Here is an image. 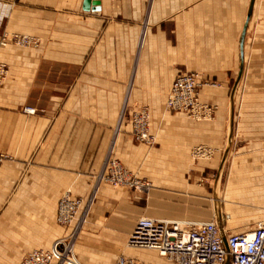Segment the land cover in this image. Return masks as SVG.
<instances>
[{"label":"crops","instance_id":"0c3cea01","mask_svg":"<svg viewBox=\"0 0 264 264\" xmlns=\"http://www.w3.org/2000/svg\"><path fill=\"white\" fill-rule=\"evenodd\" d=\"M100 1L87 11L85 0H0V61L9 67L0 87V264H22L67 234L57 209L68 190L85 203L96 192L74 247L81 264H174L130 247V233L140 217L217 222L242 67L220 182L225 236L264 221V0H254L244 42L252 0ZM13 34L36 44L17 46ZM183 73L208 83L200 97L215 108L211 118L166 110ZM141 108L153 146L132 134ZM199 146L213 155L192 161ZM111 151L151 183L149 193L99 182Z\"/></svg>","mask_w":264,"mask_h":264},{"label":"built area","instance_id":"2783aa9c","mask_svg":"<svg viewBox=\"0 0 264 264\" xmlns=\"http://www.w3.org/2000/svg\"><path fill=\"white\" fill-rule=\"evenodd\" d=\"M11 38L15 45L21 47L36 44L27 35L13 34ZM7 39L6 34L0 42L1 47L7 45ZM8 75V65L0 61V87L5 84ZM205 84L208 83L202 81L200 73L180 74L168 96L166 110L172 113L184 112L197 120L211 118L215 108L203 104L200 98V90ZM132 134L137 141L148 146L156 143L157 137L151 131V113L148 108H142L133 114ZM212 155L213 151L208 147L199 146L192 151V156L198 159H209ZM98 180L115 188L127 187L141 193H149L152 189L150 182L138 179L120 164L114 158L113 151ZM95 194L96 192L85 203L81 199H73L68 190L61 197L57 209V222L68 229L67 234L49 250L30 252L22 264H81L74 247L79 232L87 221ZM226 238L231 256L230 264H264V221L252 233L233 234ZM128 244L133 248L156 250L174 264H226L228 256L224 238L215 220L181 227L178 223L140 217L130 233ZM116 264L136 262L121 257Z\"/></svg>","mask_w":264,"mask_h":264},{"label":"water","instance_id":"95a60500","mask_svg":"<svg viewBox=\"0 0 264 264\" xmlns=\"http://www.w3.org/2000/svg\"><path fill=\"white\" fill-rule=\"evenodd\" d=\"M253 4H254V0L251 1V6H250V10H249V14H248V19L243 31V37L242 40L244 42L245 39V35H246V31L248 28V24L252 15V11H253ZM100 5H101V1L100 0H85V5H84V9L85 10H100ZM243 76V67L240 70V73L238 75L237 81H236V85L233 88L232 92H231V104H230V110H231V127H230V132H229V138H228V145H227V149L225 151V154L223 156V160H222V166L221 169L219 170V177L216 181V185H215V202H216V213H217V222H218V226L221 230L222 236L224 238L225 241V247L228 251V256H227V262L226 264H230L231 262V256L229 254V248H228V244H227V238L225 236L224 233V227H223V219H222V213H221V207H220V182H221V177L223 174V170H224V166L227 162V159L229 157V152H230V147H231V143H232V138H233V115H234V107H235V97L237 94V90H238V86L239 83L242 79Z\"/></svg>","mask_w":264,"mask_h":264},{"label":"rangeland","instance_id":"374dc122","mask_svg":"<svg viewBox=\"0 0 264 264\" xmlns=\"http://www.w3.org/2000/svg\"><path fill=\"white\" fill-rule=\"evenodd\" d=\"M201 98V97H200ZM142 109V108H141ZM27 110H31V109H27ZM140 110V109H139ZM138 111V110H137ZM28 112V111H27ZM34 112V111H33ZM136 112V111H135ZM30 113H32V112H30ZM184 113V112H183ZM189 117V116H188ZM144 144V143H143ZM146 145V144H145ZM115 158V157H114ZM116 159V158H115ZM1 160H2V157H1ZM0 160V161H1ZM117 160V159H116ZM191 160L192 161H200V160H202V159H198V158H194L193 156H192V152H191ZM120 164H122L119 160H117ZM126 168V167H125ZM127 169V168H126ZM128 170V169H127ZM128 171H130V170H128ZM131 172V171H130ZM132 173V175L133 176H135V177H137V175L135 174V173H133V172H131ZM138 179H140L139 177H137ZM119 188H121V187H119ZM124 188H127V187H124ZM128 189H130V188H128ZM131 190H133V189H131ZM133 191H135V192H137L136 190H133ZM213 203H214V206L216 207V202H215V192H214V198H213Z\"/></svg>","mask_w":264,"mask_h":264}]
</instances>
